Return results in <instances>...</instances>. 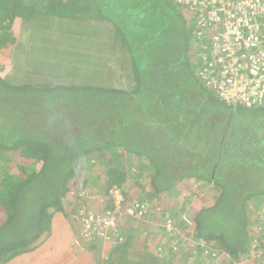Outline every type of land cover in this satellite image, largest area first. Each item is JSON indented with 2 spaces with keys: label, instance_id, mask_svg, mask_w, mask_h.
<instances>
[{
  "label": "trees",
  "instance_id": "1",
  "mask_svg": "<svg viewBox=\"0 0 264 264\" xmlns=\"http://www.w3.org/2000/svg\"><path fill=\"white\" fill-rule=\"evenodd\" d=\"M195 28L177 0H0V264L20 262L56 227L83 242L85 193L111 211L113 188L119 236L102 264H162L119 215L133 206L162 217L173 195L197 199L190 223L169 217L179 232H167L168 262L197 251L195 264H241L254 244L264 249V102L217 96L199 74L208 39Z\"/></svg>",
  "mask_w": 264,
  "mask_h": 264
},
{
  "label": "built area",
  "instance_id": "2",
  "mask_svg": "<svg viewBox=\"0 0 264 264\" xmlns=\"http://www.w3.org/2000/svg\"><path fill=\"white\" fill-rule=\"evenodd\" d=\"M177 1L193 13L194 34L199 39H208L202 46L206 52L202 55L199 74L211 83L217 96L232 104L254 106L263 103L264 0ZM110 194L113 210L79 211L82 238L109 240L111 234L118 235V210L122 208L123 195L118 188L111 189ZM123 211L135 216L143 213L142 210L135 212L133 206ZM257 251V257L252 258L264 264V249L254 250Z\"/></svg>",
  "mask_w": 264,
  "mask_h": 264
},
{
  "label": "rangeland",
  "instance_id": "3",
  "mask_svg": "<svg viewBox=\"0 0 264 264\" xmlns=\"http://www.w3.org/2000/svg\"><path fill=\"white\" fill-rule=\"evenodd\" d=\"M16 2L18 3V0H16ZM18 6L19 5H17V8H18ZM9 11H7V12H5V13H3V16H6V17H8L9 18V13H8ZM11 18V17H10ZM53 20H55V19H53ZM61 20H63L62 22H61V25H60V29L62 30V31H69L72 27H70V24H69V20H64V19H61ZM45 21H47V25L48 24H51V22H49V20H45ZM45 21H44V23H45ZM9 23H10V19L9 20H7L6 18H5V20H4V22H3V25L4 26H8L9 25ZM44 23L42 22V24L41 25H44ZM48 26H50V25H48ZM47 26V27H48ZM44 27V26H43ZM21 40V39H20ZM26 44V43H25ZM15 49H13V51H14ZM29 51V50H28ZM19 54V52L18 51H15L14 52V54H13V56L16 58V56ZM13 57V58H14ZM14 58V59H15ZM14 62H16L15 63V65H17V66H24V68L27 70H31L32 69V66L34 65L31 61H29V60H25V62H23L22 60H16L15 59V61ZM23 64V65H22ZM37 66H39V64H37ZM24 73L25 72H23V73H21L20 75H24ZM17 75V74H16ZM116 75V74H115ZM18 77H19V75L16 77V79H18ZM35 79L36 78V76H31V77H29V79ZM36 79H38V78H36ZM122 81V82H126L123 78H119L118 79V81ZM110 82H113L115 85H117L118 84V82L116 81V80H111ZM124 84H126V83H124ZM142 180H143V178H141L140 179V182H142ZM137 190L138 189H134V193L135 192H137ZM85 195H86V203L85 204H83V203H80V205H79V208H78V210L79 211H81V210H98V211H102L101 209L103 208V206H104V203H105V197H103L102 195H99V194H97L95 191H91L90 193H88V192H86L85 193ZM173 197H174V202H175V204H174V208L173 209H171V211H169V213L167 214H165L164 216H162V217H153L154 219H152V218H150L149 216L148 217H144L143 215H141V216H135V215H130V214H127L126 213V211H121V214L119 215V218H120V220L121 219H123V222H122V224L123 225H126V228L127 227H135L136 228V233L137 234H139V237L140 238H143L142 237V235L147 239V241H148V243H149V240H151V245H152V248L153 247H155V245H157L158 247H159V250H158V255L159 256H161V254H163L161 251V249H162V247L164 246V245H167V242H169V237L168 236H172L173 237V234H171V235H168L167 234V232L168 231H175V232H179V230H178V228L176 227V226H174L173 224H172V222H171V220H170V215H172L173 213H175V212H179V214H180V218H182L184 221H185V219H186V221H188L189 223H190V221L188 220V218H187V214H188V212L191 210L190 208H193L192 207V204L193 203H195V200L197 199V198H194L189 204H185L184 203V201H183V197H181V195H173ZM139 198V197H138ZM85 206V207H84ZM180 208H183V210H181ZM78 211V212H79ZM127 215H130V216H132V217H134L136 220H134V221H132V220H130V219H128L127 217ZM173 216V215H172ZM175 232H174V234H175ZM177 232V233H178ZM67 233V232H66ZM65 233V234H66ZM156 233H158V234H156ZM176 233V234H177ZM159 236H161V240H159ZM183 235H181V237H182ZM185 239H184V241H189V239H186V235H184L183 236ZM52 238H54V237H52ZM99 238V237H98ZM139 238V239H140ZM43 239H44V237H43ZM42 239V240H43ZM84 239V238H83ZM94 239V238H93ZM92 239V241H94ZM173 239V238H172ZM86 240H89V239H86ZM103 240H106V239H103ZM58 241H61V239H57V241H56V243L55 244H57V242ZM107 241V240H106ZM47 242V243H46ZM46 242H41V244L39 243L38 245H37V247H36V249H34V250H38V249H40L41 247H43V248H47V247H49L50 245H51V238H48L47 240H46ZM80 242V240H76V239H74L73 240V243H72V246H74V245H78V243ZM171 242V241H170ZM57 245H59V244H57ZM195 246H196V243H195ZM205 247V246H204ZM254 247H256L255 245H253V247L251 248V250L249 251V254H248V256H246L243 260H242V262H241V264H259V260H255V259H253L252 257H254V258H256L257 256H256V253H258V251L257 252H254ZM63 249L64 248V246H59V247H56V248H54L53 250H61V249ZM256 250V249H255ZM257 250H261V249H258L257 248ZM157 251V250H156ZM172 252H173V254H175V255H177L178 256V254H177V250H172ZM251 253H253V255L254 256H252V254ZM197 251H195V255L193 256V257H189V258H187V260H191V261H187L188 262V264H195L194 262H192V260H196V257H197ZM181 256L179 257V258H176L177 260H175L174 261V264H178V262L181 260ZM251 260H255V263H253ZM219 261H216L214 264H222V263H218ZM45 264V263H42L41 262V260L40 259H36V261H33L32 262V264ZM209 264H213L212 262H210Z\"/></svg>",
  "mask_w": 264,
  "mask_h": 264
},
{
  "label": "crops",
  "instance_id": "4",
  "mask_svg": "<svg viewBox=\"0 0 264 264\" xmlns=\"http://www.w3.org/2000/svg\"><path fill=\"white\" fill-rule=\"evenodd\" d=\"M70 23L72 24V22ZM120 221L122 223L123 219H121ZM122 226L126 227V225L123 224ZM76 237L78 236H76V233L73 232V228H71L70 226L64 227L62 229L56 227L41 241L46 242L48 238H51V245L49 247H41L38 250H33L29 254L25 255L23 260H21L20 262L17 261L15 263L32 264V262L36 261V259H40L41 262L45 264H102V261L106 260L109 257V253L113 251L114 247L112 243H109L108 241L103 239L95 241H88L86 239H83V242H79L78 245L72 246L73 240H78ZM57 239H61V241L57 242V244L59 245L55 244ZM60 245L64 246V248H60L61 250H53ZM144 251L145 255L148 256V254L150 253L149 250H140L141 255ZM161 252L163 254H161L160 258L165 261H162V264H174L168 262L170 258V256L168 255V250ZM31 259L34 260L29 262ZM175 259H172V262H174Z\"/></svg>",
  "mask_w": 264,
  "mask_h": 264
},
{
  "label": "clouds",
  "instance_id": "5",
  "mask_svg": "<svg viewBox=\"0 0 264 264\" xmlns=\"http://www.w3.org/2000/svg\"><path fill=\"white\" fill-rule=\"evenodd\" d=\"M100 212H103V211H100ZM120 221V220H119Z\"/></svg>",
  "mask_w": 264,
  "mask_h": 264
}]
</instances>
